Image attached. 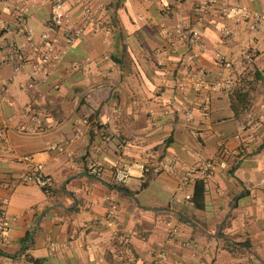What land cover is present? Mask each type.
Segmentation results:
<instances>
[{
    "label": "crops",
    "instance_id": "1",
    "mask_svg": "<svg viewBox=\"0 0 264 264\" xmlns=\"http://www.w3.org/2000/svg\"><path fill=\"white\" fill-rule=\"evenodd\" d=\"M208 1L67 0L73 13L81 4L102 2L104 8L96 11L102 27L88 28L31 89L20 84L38 60L51 5L0 1V53L16 43L28 56L16 72L0 55V82L6 84L0 94V199H8L2 208L13 218L11 244L1 250L0 264H30L20 256L24 252L44 264H145L159 246L166 251L160 264H264V26L251 32L243 23L224 35L232 20L206 6ZM237 1L264 11V0ZM15 4L27 11L18 13ZM178 24L199 30L205 50L198 63L211 80L231 74L248 91L250 105L239 116L230 107L229 92L213 93L204 114L196 95L180 88L179 60L188 50L187 39L163 36ZM250 48L255 57L245 63ZM216 53L233 60L234 67L221 71ZM26 110H45L42 129L28 131ZM222 139L229 148L226 164L204 172L200 160L217 159ZM28 152L52 178L51 197L24 182L27 164L12 160ZM133 160L176 163L172 172L134 174L122 184L126 194L114 188L119 186L112 175L119 163ZM91 163L97 174L89 173ZM196 179L205 182L204 209L185 199ZM107 197L118 207L113 227L107 225ZM167 223L177 228L172 238Z\"/></svg>",
    "mask_w": 264,
    "mask_h": 264
},
{
    "label": "built area",
    "instance_id": "2",
    "mask_svg": "<svg viewBox=\"0 0 264 264\" xmlns=\"http://www.w3.org/2000/svg\"><path fill=\"white\" fill-rule=\"evenodd\" d=\"M6 1V0H0ZM51 5L50 15L45 22V30L41 34V45L39 48L38 60L26 74V84H20L21 88L31 89L34 87L39 76L50 73L55 70L62 61L64 55L77 42L81 35L88 29L92 28L98 31L101 28V20L97 15V10L103 9L102 2L92 5L90 3L81 4L78 12L73 13L69 11L65 2L67 0H47ZM210 6L217 11V13L224 18L232 20L230 28H224L222 33L230 35L233 29L240 24H245L247 29L251 32H258L264 26V11L252 10L242 5L237 0L232 3L221 0H209L206 6ZM15 10L23 14L27 11L25 5H14ZM203 7H201L202 9ZM181 35L187 39L188 50L186 54L179 60V64L183 69V76L179 84L180 88L190 90L196 95L199 101V107L205 114L209 111L213 93L217 91L230 92L233 89L245 91L246 88L239 79L233 77L231 74L223 75L217 80H211L205 69L199 65L198 57L205 50L201 34L198 29L189 24H178L174 30H165L163 36L166 39L172 40L175 36ZM31 35L27 32L26 39L29 40ZM24 45L10 43L4 51L0 53L3 62L10 63L14 71H21L28 63V56L24 50ZM255 57V50L249 49L244 53L243 61L250 63ZM215 60L219 64L220 70H231L235 63L233 60L226 58L220 53L215 54ZM237 64V63H236ZM6 91V84L0 82V94ZM186 116L191 118V112L187 109ZM22 116L31 122L28 131L34 132L36 129H42L44 126V119L46 116L45 110H38L36 112L24 111ZM234 138L239 139L240 135L236 134ZM6 142L7 139H4ZM52 150L64 152L62 146L51 145ZM219 157L217 159H201L200 167L204 172H211L217 167H223L226 164V158L229 154L227 141L222 139L218 142ZM35 153L28 152L15 156L12 160L16 162H24L27 164V170L23 174V181L26 183L35 184L40 187L47 197L52 196V178L45 172V167L41 162L34 160ZM174 161L159 160L156 162H142V161H123L119 163L113 171V180L118 184H125L134 174H157L160 172H172L175 168ZM194 170H189L187 174L191 175ZM89 173L97 174L98 167L95 164L89 165ZM190 195L186 194L185 199L190 200ZM179 198H177L178 200ZM8 199H0V251L11 244L10 232L12 229V220L2 208L7 204ZM106 218L107 225L113 227L115 215L118 207L116 200L112 197L106 198ZM168 225L167 236L172 238L177 232V228L170 223ZM121 246L126 245V239L121 237ZM166 258V251L163 246H159L152 251V259L145 264H160ZM131 261H141L139 257H131Z\"/></svg>",
    "mask_w": 264,
    "mask_h": 264
},
{
    "label": "trees",
    "instance_id": "3",
    "mask_svg": "<svg viewBox=\"0 0 264 264\" xmlns=\"http://www.w3.org/2000/svg\"><path fill=\"white\" fill-rule=\"evenodd\" d=\"M102 27V26H101ZM229 101H230V107L234 113V116H239V114L243 113L245 110L248 109L249 105H250V96L248 91H241L238 89H233L232 91H230L229 93ZM241 154H243L241 152ZM115 185L119 186L120 188L126 189V187L122 184H117L115 183ZM145 184L142 183V187H144ZM205 182L203 179H196L194 181V185H193V193L190 197V202L192 203V205L196 208V209H204L205 207ZM179 219L186 223L185 220H183L182 218L179 217ZM227 222L224 223V226H226ZM193 228H195L194 226H192ZM28 232L25 235V237L22 240L23 244L27 237H28ZM20 256H24L27 260V262H29L30 264H44L43 259L41 258H35L33 256H28L26 254V252H24L22 255Z\"/></svg>",
    "mask_w": 264,
    "mask_h": 264
},
{
    "label": "water",
    "instance_id": "4",
    "mask_svg": "<svg viewBox=\"0 0 264 264\" xmlns=\"http://www.w3.org/2000/svg\"><path fill=\"white\" fill-rule=\"evenodd\" d=\"M114 188L117 189L118 191H121V192H124V193L128 194L127 190H125V189H123V188L116 187V186H115ZM131 196H132L134 199H136L134 195H131ZM236 200H237V199H235V201H236ZM55 206H58V205H55ZM231 209H233V205L231 206ZM48 210H49V208L45 209V210L39 215V217H38V219H37V221H36L35 226L33 227L32 231L29 233V235H28L26 241L24 242V244H23V246H22V248H21V250H20L19 253H23V252L25 251V249H26V247L28 246V244H29V242H30V240H31V238H32V236H33L35 230L37 229V226L39 225V222H40L41 218L43 217V215H44ZM184 219L188 220L190 223H192V224H194V225H196V226L198 227V225L195 224V223H194L192 220H190L189 218L184 217ZM0 252H1V251H0Z\"/></svg>",
    "mask_w": 264,
    "mask_h": 264
}]
</instances>
